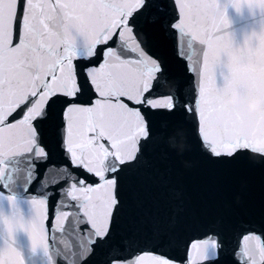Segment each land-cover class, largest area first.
I'll use <instances>...</instances> for the list:
<instances>
[{
    "label": "snow or ice",
    "instance_id": "1",
    "mask_svg": "<svg viewBox=\"0 0 264 264\" xmlns=\"http://www.w3.org/2000/svg\"><path fill=\"white\" fill-rule=\"evenodd\" d=\"M229 6L264 13V0H0V264H25L20 231L48 264H264V194L243 218H208L179 193L139 219L131 206L133 178L172 185L157 148L177 128L188 140V121L210 165L264 168V115L246 111L264 99V26L235 45Z\"/></svg>",
    "mask_w": 264,
    "mask_h": 264
},
{
    "label": "water",
    "instance_id": "2",
    "mask_svg": "<svg viewBox=\"0 0 264 264\" xmlns=\"http://www.w3.org/2000/svg\"><path fill=\"white\" fill-rule=\"evenodd\" d=\"M227 14L231 24L226 31L232 34L235 45L242 46L247 36L253 31L259 32L264 26V13L259 10L251 12L244 7L240 13H237L229 6ZM170 71L179 81L185 94L189 97L194 96L195 76L187 71L186 64L172 60ZM216 72L217 83L222 85L223 75L227 74L223 58ZM177 87L178 84L174 80L161 81V89L166 93H174ZM242 99L241 91L232 90L224 97V102L227 105L238 106L242 103ZM251 105H255V109L250 108ZM246 111L264 115V99H250L246 104ZM240 115L239 112L236 113L237 118ZM166 123L161 121L160 126L163 127ZM185 127L188 130V140L185 130L177 128L167 140L161 141L157 148L155 161L158 172L170 173L172 185L165 189L138 178H133L131 181V206L134 219L163 211L166 207V198L173 197L176 193H179L195 211L208 218L220 214L243 218L264 194V168L259 165L261 158L253 155L252 161L246 159L232 166L210 165L195 136L194 122H186ZM167 146L174 148L178 154L188 152L182 159L170 160ZM252 151L264 152V142L253 145ZM18 195L23 201V194L18 193ZM21 207L27 216L28 205L22 203ZM0 209L7 212V204L0 201ZM57 235L59 237V234ZM15 246L22 252L25 264H48L47 257L41 251L32 252L28 236L23 231L15 234Z\"/></svg>",
    "mask_w": 264,
    "mask_h": 264
},
{
    "label": "clouds",
    "instance_id": "3",
    "mask_svg": "<svg viewBox=\"0 0 264 264\" xmlns=\"http://www.w3.org/2000/svg\"><path fill=\"white\" fill-rule=\"evenodd\" d=\"M233 99H235V96H233ZM255 105H251L250 108L255 109Z\"/></svg>",
    "mask_w": 264,
    "mask_h": 264
}]
</instances>
